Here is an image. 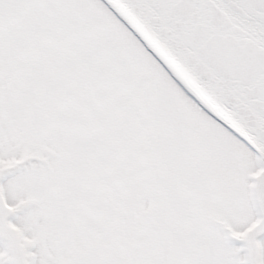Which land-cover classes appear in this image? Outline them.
I'll return each mask as SVG.
<instances>
[{
  "label": "snow or ice",
  "instance_id": "6c2138e0",
  "mask_svg": "<svg viewBox=\"0 0 264 264\" xmlns=\"http://www.w3.org/2000/svg\"><path fill=\"white\" fill-rule=\"evenodd\" d=\"M0 264H264V0H0Z\"/></svg>",
  "mask_w": 264,
  "mask_h": 264
}]
</instances>
